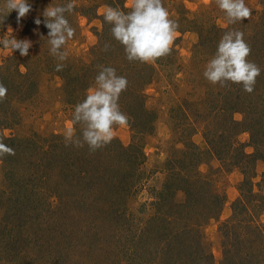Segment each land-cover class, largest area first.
Listing matches in <instances>:
<instances>
[{
  "label": "rangeland",
  "instance_id": "rangeland-1",
  "mask_svg": "<svg viewBox=\"0 0 264 264\" xmlns=\"http://www.w3.org/2000/svg\"><path fill=\"white\" fill-rule=\"evenodd\" d=\"M66 1L72 2L28 0L30 11L17 20L16 11L7 14L5 0H0V38L11 34L32 45L26 56L0 48V73L15 86L0 102V142L8 146L15 138L19 147L0 155V264H123L124 254L139 243L172 234L176 203L183 200L180 193L173 197L172 162L176 166L184 157L188 141L202 153L196 164L200 183L223 196L220 211L199 231L204 249L215 264H222L221 225L231 217L241 189L246 190L245 177L254 184V193L264 194V149L253 146L248 132L236 135L230 150L229 141L218 138L219 131L207 135L212 125L202 115L205 92L211 90L217 102L231 82L212 84L203 73L225 32L254 33L258 21L264 28V0H245L252 14L233 24L227 23L215 0H162L179 27L170 53L153 63L127 60L104 21L106 6L130 11L126 0H74L78 8L65 16L76 31L62 49L67 59L57 72L60 61L49 52L43 12ZM12 12L16 18L9 20ZM256 44L250 43V62L264 74V50L254 52L264 44ZM101 66L127 79L118 104L128 122L114 126L109 144L90 151L87 144L76 146L66 136L76 102L94 86ZM247 109L230 118L264 122L259 107L258 118ZM213 122L224 125L218 118ZM73 127L72 139L82 142V125ZM121 147L127 148L130 159L140 158L136 167L129 166L126 157L124 162ZM243 152L248 161L227 166L228 158H242ZM91 160L103 163L105 170L91 168ZM79 164L91 173L79 175ZM258 221L264 224V211Z\"/></svg>",
  "mask_w": 264,
  "mask_h": 264
},
{
  "label": "trees",
  "instance_id": "trees-1",
  "mask_svg": "<svg viewBox=\"0 0 264 264\" xmlns=\"http://www.w3.org/2000/svg\"><path fill=\"white\" fill-rule=\"evenodd\" d=\"M68 2L69 1H66L64 3L66 4ZM87 6L90 5L87 4ZM77 8L76 6L74 7V9ZM81 8L84 7L82 6ZM15 15L16 14L12 12L9 16V20L15 19ZM256 23L253 29L257 31L254 33L248 31L247 34H243V39L249 48L251 41H256V43L260 45L264 44L263 25L261 21ZM110 26L112 27L111 24ZM257 32L258 34H256ZM218 42H215V50H217ZM261 48L264 50L263 46L259 48L257 46V48L254 49L256 55L260 53ZM251 52L252 50L250 48V53L247 57L249 62L252 61ZM22 77L24 78L23 75ZM0 84L7 90L3 98H0V102H4V100L7 99L6 97L14 91L13 89L15 86L12 88L13 83L8 82L1 73ZM229 88H231V90H228ZM228 89V91L226 90L225 92V90H223L224 92L217 95L221 97L219 101L217 99V102H215L216 100L211 96V90H206L205 92L208 98L203 101L202 115L209 122L208 124L212 125V130L208 129L207 135L209 136V133L213 134L219 131L218 138L229 141L227 147L228 150H230V148L235 145V142H232L233 138L241 132H248L253 146L256 147L258 151L263 150L264 122L238 123L230 117L234 112H244L245 108H248L247 110L254 113L256 118H258L257 116H262L261 112L257 113L256 111L259 107L264 113V74L260 71V75L256 77V82L251 92L252 95L244 91L241 84L231 82ZM78 103L80 102H76V104ZM119 107H121L120 104ZM263 117L259 119H263ZM217 118L220 119V122H223L224 125L220 127L214 126L213 121ZM253 119L254 118H251L249 120ZM12 143L13 144L8 146L15 152L19 149L18 140H15V138L12 139ZM188 143L189 144L185 146L186 150L184 157L176 160V166L172 162V193H175L173 197H176V195L180 193L183 199L176 203V207L179 209H177L178 213L172 221V227H174L172 234L167 233L168 235L157 237L156 240L152 239L148 241V244L144 242L139 243L138 245L140 248L138 246L132 252L124 254L125 261L123 264H215L212 256L204 249L203 238L199 231L207 220L214 218L217 210L220 211V207L223 203V196L213 191L206 182L200 183V178L197 177V175L200 174L196 172V164L202 153L194 146L192 141H188ZM209 143H211V141ZM126 149L127 148L121 147L119 153L125 152ZM238 149L237 147L232 151ZM71 151H73L72 148ZM127 154L128 152L126 151L123 155L124 158L122 159L124 162H126V157L128 165L130 166V164H132L131 167H136L140 158L135 156L130 159ZM257 156L258 159H263L261 154L258 153ZM241 157L242 158L239 157L238 159H236L235 156L233 158H228L227 166H240L243 161H248V157L244 152ZM91 163L93 164L91 168L105 170L103 163L97 160H91ZM79 165L82 167L78 169L79 175L87 176L91 173L89 172L90 170H87L85 164ZM110 167L113 168L114 164L111 163ZM174 167H179V169L176 170ZM246 170L245 167L242 168V171H244L243 173H246ZM242 186H245L246 190L244 191L241 189L240 198L237 199L232 206L231 217L221 225V232L224 238L222 240L224 248V261L222 264H264V224L258 221L260 212L264 211V194L254 193V184H252L251 179L247 176ZM60 192L62 193L63 191ZM98 193L97 191L95 196L99 198ZM92 198L93 196L91 195V199ZM146 239L147 238H145V240Z\"/></svg>",
  "mask_w": 264,
  "mask_h": 264
},
{
  "label": "clouds",
  "instance_id": "clouds-1",
  "mask_svg": "<svg viewBox=\"0 0 264 264\" xmlns=\"http://www.w3.org/2000/svg\"><path fill=\"white\" fill-rule=\"evenodd\" d=\"M218 8L225 13L228 24L248 19L252 11L246 6L245 0H215ZM8 12L17 13V20L24 17L31 9L28 0H5ZM74 0L63 5L47 6L43 12L44 26L47 33L49 52L60 63L56 64L57 72L64 68L63 61L67 52L62 50L66 43L75 35L65 13L74 10ZM124 12L119 8L106 6L103 17L112 25L113 38L123 47L126 59L153 63L158 58L170 53L177 36L179 25L169 18L168 10L162 0H126ZM41 23L39 19L35 21ZM28 40H17L11 34L0 38V48L13 52L19 50L20 56L28 55L31 47ZM107 47V45H106ZM249 46L240 31H227L217 45V50L204 70V77L212 84L232 82L241 84L243 90L251 93L260 75V68L247 60ZM127 87V79L118 76L112 67L101 66L95 77V84L86 90L85 98L74 107L71 125L67 129L66 138L76 146L87 144L90 151H95L109 144L114 138V126H127L128 117L121 112L118 100L120 93ZM6 88L0 84V98L6 94ZM82 125L81 139L73 140L74 125ZM13 154V150L0 142V155Z\"/></svg>",
  "mask_w": 264,
  "mask_h": 264
}]
</instances>
